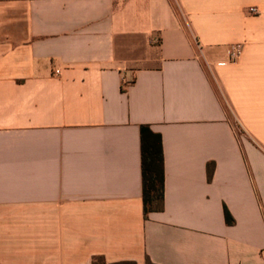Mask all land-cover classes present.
<instances>
[{
	"label": "crops",
	"instance_id": "1",
	"mask_svg": "<svg viewBox=\"0 0 264 264\" xmlns=\"http://www.w3.org/2000/svg\"><path fill=\"white\" fill-rule=\"evenodd\" d=\"M99 257L264 264V0H0V264Z\"/></svg>",
	"mask_w": 264,
	"mask_h": 264
},
{
	"label": "trees",
	"instance_id": "2",
	"mask_svg": "<svg viewBox=\"0 0 264 264\" xmlns=\"http://www.w3.org/2000/svg\"><path fill=\"white\" fill-rule=\"evenodd\" d=\"M142 151H143V191L145 217L152 212H160L164 209L165 197V162L163 142L160 134L155 133L149 126L142 127ZM214 165H209V180L212 179ZM225 219L228 225H234L235 219L231 213L225 210ZM93 264H106L104 259L96 258ZM135 264V263H120ZM148 264H153L150 261Z\"/></svg>",
	"mask_w": 264,
	"mask_h": 264
},
{
	"label": "built area",
	"instance_id": "3",
	"mask_svg": "<svg viewBox=\"0 0 264 264\" xmlns=\"http://www.w3.org/2000/svg\"><path fill=\"white\" fill-rule=\"evenodd\" d=\"M250 12L253 13V14H258L259 13L257 8H252L250 10ZM155 41L158 42V39H156ZM242 50H243L242 45H236L235 47H233V49L231 51L230 60L232 62L237 61L240 58L241 54H242Z\"/></svg>",
	"mask_w": 264,
	"mask_h": 264
},
{
	"label": "rangeland",
	"instance_id": "4",
	"mask_svg": "<svg viewBox=\"0 0 264 264\" xmlns=\"http://www.w3.org/2000/svg\"><path fill=\"white\" fill-rule=\"evenodd\" d=\"M241 129V128H240Z\"/></svg>",
	"mask_w": 264,
	"mask_h": 264
}]
</instances>
